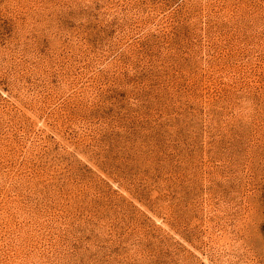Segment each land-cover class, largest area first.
<instances>
[{
  "label": "rangeland",
  "instance_id": "rangeland-1",
  "mask_svg": "<svg viewBox=\"0 0 264 264\" xmlns=\"http://www.w3.org/2000/svg\"><path fill=\"white\" fill-rule=\"evenodd\" d=\"M0 264H264V0H0Z\"/></svg>",
  "mask_w": 264,
  "mask_h": 264
}]
</instances>
